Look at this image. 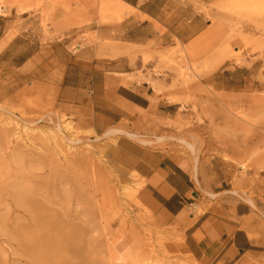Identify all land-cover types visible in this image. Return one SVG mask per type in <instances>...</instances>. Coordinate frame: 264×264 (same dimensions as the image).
Here are the masks:
<instances>
[{"label":"rangeland","instance_id":"obj_1","mask_svg":"<svg viewBox=\"0 0 264 264\" xmlns=\"http://www.w3.org/2000/svg\"><path fill=\"white\" fill-rule=\"evenodd\" d=\"M63 1L0 6L32 7L48 35ZM227 1L229 21L199 46L148 48L130 64L176 104L170 116L130 110L96 133L58 107L56 88L45 84L51 78L28 68L0 72V264H199L183 252L177 226L158 217L119 138L169 154L198 176L201 202L187 207L191 215L233 197L264 219V46L250 44L264 41V0ZM99 19L106 22L102 8ZM102 65L79 59L78 78ZM40 250L53 254L46 259Z\"/></svg>","mask_w":264,"mask_h":264},{"label":"crops","instance_id":"obj_2","mask_svg":"<svg viewBox=\"0 0 264 264\" xmlns=\"http://www.w3.org/2000/svg\"><path fill=\"white\" fill-rule=\"evenodd\" d=\"M63 2L66 7L61 3L55 9L54 23L47 24L48 35L40 13L32 7L0 6V61L7 60L0 63V72L28 68L43 79L51 78L44 83L56 88L58 107L86 119L96 133L116 125L130 110L170 116L176 104L162 96L165 91L139 80L130 64L142 62L148 48L163 53L199 46L216 24L230 19L225 11L230 10L227 0ZM106 2V22L102 23L100 10ZM80 21H84L82 26H78ZM20 46L24 49L13 52ZM186 58L191 61L189 55ZM79 59L99 62L102 70L98 73L87 66L86 79L78 78L82 76ZM142 144L119 138L117 146L135 159V170L146 181L158 217L182 232L185 254L199 264H264V219L258 218L250 204L233 197L214 199L201 215H191L187 207L201 202L195 192L198 176L193 179L184 162ZM194 194L197 198L191 200Z\"/></svg>","mask_w":264,"mask_h":264},{"label":"bare ground","instance_id":"obj_3","mask_svg":"<svg viewBox=\"0 0 264 264\" xmlns=\"http://www.w3.org/2000/svg\"><path fill=\"white\" fill-rule=\"evenodd\" d=\"M109 2V1H108ZM124 2V1H123ZM109 3H104L103 4V6H102V9H103V11H104V13H106L107 12V10H106V8L109 6L108 5ZM127 4V3H126ZM117 12H118V10H117ZM250 44L251 45H253L255 48L256 47H259V46H264V41H259V40H252V41H250ZM261 49H262V47H261ZM115 131H120V129H117V130H115ZM112 132H114V131H112ZM110 133H111V131H110ZM112 134V133H111ZM56 135V134H55ZM113 135V134H112ZM115 135V134H114ZM54 139H57V138H55V137H53ZM40 252V254H44L45 256H46V259H49V257H51V255L53 254V253H51V252H49V251H39ZM56 252H58V251H56ZM117 261H118V259H117Z\"/></svg>","mask_w":264,"mask_h":264}]
</instances>
